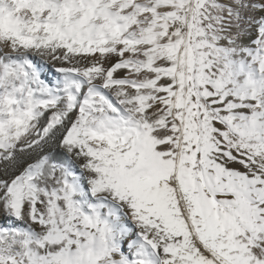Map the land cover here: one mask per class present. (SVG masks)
<instances>
[{"label":"snow or ice","instance_id":"6c2138e0","mask_svg":"<svg viewBox=\"0 0 264 264\" xmlns=\"http://www.w3.org/2000/svg\"><path fill=\"white\" fill-rule=\"evenodd\" d=\"M0 264H264V0H0Z\"/></svg>","mask_w":264,"mask_h":264}]
</instances>
